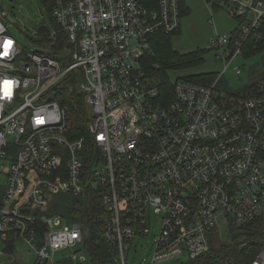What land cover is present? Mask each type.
<instances>
[{"label":"built area","instance_id":"obj_1","mask_svg":"<svg viewBox=\"0 0 264 264\" xmlns=\"http://www.w3.org/2000/svg\"><path fill=\"white\" fill-rule=\"evenodd\" d=\"M145 1L57 0L59 58L25 50L0 16V264H19L18 252L31 264H85L87 219L55 211L61 193L97 199L96 222L118 253L96 264H128L152 215L148 264L191 262L214 230L264 224V71L235 92L222 74L210 84L179 77L162 106L140 60L153 35L180 32L181 0H157L158 10ZM208 1L239 19L233 34L211 39L218 58L264 50V0ZM64 83L86 95L91 145L55 96ZM68 248L79 249L58 262ZM251 264H264V248Z\"/></svg>","mask_w":264,"mask_h":264},{"label":"rangeland","instance_id":"obj_2","mask_svg":"<svg viewBox=\"0 0 264 264\" xmlns=\"http://www.w3.org/2000/svg\"><path fill=\"white\" fill-rule=\"evenodd\" d=\"M188 13L182 15V27L180 32L174 33L170 38L171 53L189 55L190 53L200 52V61L193 62L186 66H177L167 70L168 78L174 83L179 77L189 78L190 76H212L219 77L222 74L220 84L225 89L235 92L247 89L264 71V50H249L247 54L235 56L233 59H224L217 57L219 52L209 48L211 39L220 34H233L235 28L239 25V19L230 17L225 8H214L208 0H183ZM0 16L5 19L9 31L26 50L37 52L40 49L42 37L39 34L41 25L46 23L48 28L54 31L53 24L49 17L48 9L42 0H0ZM15 21H10V19ZM149 48V47H148ZM147 48V49H148ZM149 50V49H148ZM245 68L240 74L237 73L236 67ZM215 79V78H214ZM205 80L204 82H212ZM60 88L58 87L55 96L60 98ZM64 90V89H63ZM61 91V95L63 93ZM61 104H65L61 102ZM157 216L152 215L149 226L152 232L148 238H143L142 247L137 244L128 251V264H148L152 258V233L154 231V222ZM254 222V221H253ZM259 222V221H256ZM68 225L71 222L68 220ZM158 232L159 223L155 224ZM255 226V225H254ZM261 228L262 225L260 226ZM217 239L220 243H229V232H218ZM77 249H64L56 253V260L63 261L68 255L77 252ZM1 250V248H0ZM28 252L17 254L19 264H31L30 261L22 259L21 256L30 257L33 255ZM85 257V264H92V259L88 250L78 252V257ZM190 261L188 255H182L166 261L165 264H181Z\"/></svg>","mask_w":264,"mask_h":264},{"label":"trees","instance_id":"obj_3","mask_svg":"<svg viewBox=\"0 0 264 264\" xmlns=\"http://www.w3.org/2000/svg\"><path fill=\"white\" fill-rule=\"evenodd\" d=\"M48 9L50 20L54 31L50 30L46 23L41 25L39 34L42 37L40 49L37 52L46 51L54 58H59L62 54V48L66 45L67 39L64 30L54 18V10L57 0H42ZM181 0V14L188 13L186 6ZM145 3L152 9L158 10L157 0H146ZM53 32L56 33L52 36ZM174 35L163 32L156 33L150 38L149 50L141 58L142 65L147 76L158 83L160 91V103L162 106H168L174 99L172 92L173 82L168 78L167 70L177 66H186L190 61L199 62L200 52L181 55L171 53L170 38ZM26 50V49H25ZM217 78L212 76H190L194 81L210 84ZM212 82H204L205 80ZM64 89V90H63ZM63 93L61 95V91ZM57 98V97H56ZM59 101L65 103L70 110V123L76 137L85 136L89 145L92 142L88 132V123L91 110L86 101V95L79 91L71 83H64L60 88ZM59 203L55 206V211L73 217L74 220H86L89 227V234L86 239V250L92 259V263H107L114 261L117 257V245L104 236L101 227L96 222L95 205L97 199L93 195L73 196L61 193L58 195ZM259 221V222H256ZM255 225V226H254ZM262 225L263 228L260 226ZM229 243H220L217 239L218 231L214 230L211 234V246L209 251L203 253L195 260L187 264H251L258 251L264 248V224L262 220H254L250 224L238 228L229 229ZM246 246V247H244Z\"/></svg>","mask_w":264,"mask_h":264},{"label":"snow or ice","instance_id":"obj_4","mask_svg":"<svg viewBox=\"0 0 264 264\" xmlns=\"http://www.w3.org/2000/svg\"><path fill=\"white\" fill-rule=\"evenodd\" d=\"M11 44H12V41H5L4 43H3V49H4V52H3V54L4 55H7L8 54V50H9V48L11 47ZM9 82L8 81H5V85H7Z\"/></svg>","mask_w":264,"mask_h":264},{"label":"water","instance_id":"obj_5","mask_svg":"<svg viewBox=\"0 0 264 264\" xmlns=\"http://www.w3.org/2000/svg\"><path fill=\"white\" fill-rule=\"evenodd\" d=\"M10 21H11V22H12V21H15V19L12 18V19H10Z\"/></svg>","mask_w":264,"mask_h":264}]
</instances>
